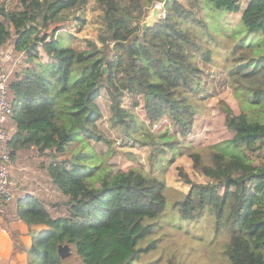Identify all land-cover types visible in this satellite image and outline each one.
I'll use <instances>...</instances> for the list:
<instances>
[{
	"label": "trees",
	"instance_id": "trees-1",
	"mask_svg": "<svg viewBox=\"0 0 264 264\" xmlns=\"http://www.w3.org/2000/svg\"><path fill=\"white\" fill-rule=\"evenodd\" d=\"M152 1L163 4L164 14L148 26L142 23L143 0H96L105 33L99 34V48L85 41V50L70 47V35L60 30L61 17L79 0H16L11 10L9 0L0 3V47L12 35L14 49L24 53L7 82L12 108L7 123L13 125L9 155L14 158L36 142L41 152L49 150L54 161L46 168L48 177L67 198L66 215L56 218L41 199L24 195L17 201L16 216L28 225H43L32 232L29 249L40 264H62L59 245L73 247L82 264H136L142 252L154 248V242L144 247L140 242L153 231L150 220L163 215V177L134 168L110 175L107 167L91 163L95 156L55 159L81 137L109 143L96 126L101 113L94 99L102 86L110 98L112 124L122 128L123 141L149 146V160L176 154L183 143L168 135L167 127L145 140L135 136L138 124L122 105L125 96L132 108L141 104L148 127L168 120L180 137L192 132L204 91L197 60L208 61L200 55L201 38L192 32L206 28L192 9L202 11V0ZM207 1L239 13L246 32L262 33L264 43V0H247L243 8L239 0ZM251 90L248 103H262L264 87ZM221 109L232 137L212 146L208 164L199 153H188L193 170L206 181L194 182L177 168L189 185L187 194L172 203L184 220H177V227L208 217L213 233L224 237L228 264H264V120L249 114L257 108L243 106L238 114L227 105ZM253 155L260 157L258 163Z\"/></svg>",
	"mask_w": 264,
	"mask_h": 264
},
{
	"label": "rangeland",
	"instance_id": "rangeland-1",
	"mask_svg": "<svg viewBox=\"0 0 264 264\" xmlns=\"http://www.w3.org/2000/svg\"><path fill=\"white\" fill-rule=\"evenodd\" d=\"M2 0H0L1 3ZM242 0L240 5L246 3ZM16 0H9L8 8L18 6ZM146 8L142 23H150L148 17L155 5L159 6L163 16L162 3L143 0ZM188 4V2L186 3ZM202 11L198 7L192 9L197 12L205 23V29H193L192 32L202 40V54L207 55L208 61L197 60L202 69V95L197 100V113L194 116L192 132L187 137H180L168 120L147 126L142 107L132 108V99L125 96L122 101L124 107L132 110L138 124L135 136L145 140L148 135L162 132L167 127V134L175 136L182 148L176 154L161 155L160 160H149L150 147L133 146L123 141V130L111 121L110 98L105 87H101L99 95L94 99L101 113L96 122L97 131L109 143L81 137L79 142L69 146L67 152L55 157L56 161H70L75 156H95L91 163H100L109 169L110 175L129 168L140 169L144 173L163 177L167 190L165 209L161 217L150 222L153 224L151 235L140 242L144 247L154 242V248L142 252L136 264H228L223 254V235H215L209 218L203 217L194 223H183L181 226L176 209L172 203L189 190V185L178 177L177 168L186 172L191 180L204 183L206 179L192 168V160L188 153L197 152L205 164L210 163L209 151L216 143L232 137V133L224 124V113L221 109L227 105L235 114L243 106L257 110L252 111L254 117L260 116L264 120V101L259 105L251 102V89L264 87V54L263 34L260 32L247 33L239 13H232L225 9H216L207 0H202ZM242 8V7H241ZM199 10V11H198ZM103 10L96 0H79L78 5L63 15L60 19L61 31L69 34V46L77 50L88 49L85 41L94 42L101 46L98 37L105 33L102 21ZM80 19V20H77ZM8 28H10L7 25ZM54 26H51V30ZM12 29L10 32L12 33ZM22 54V55H21ZM9 55V57H6ZM24 53L14 49L13 36L0 47V66L10 72L19 67L24 59ZM258 57V58H257ZM242 106V107H241ZM248 110V109H246ZM261 112L258 114L257 111ZM141 123L145 125L143 128ZM12 123L6 125L7 132L12 137ZM150 128V129H149ZM9 151V148H8ZM173 157V159H171ZM258 163L260 157L253 155ZM10 177L13 181L12 201L4 205L6 219L15 214L18 199L24 195L41 199L53 218L66 215L65 200L58 189L51 183L47 174V166L54 161L49 150L41 152L39 144L33 143L28 148L19 149L14 158H11ZM83 160V158H82ZM169 160V161H168ZM161 173V174H160ZM178 220V221H177ZM36 230L43 227L35 226ZM32 264H40L35 254L30 253ZM61 259V258H60ZM62 260V264H82L73 247L70 246V255Z\"/></svg>",
	"mask_w": 264,
	"mask_h": 264
},
{
	"label": "crops",
	"instance_id": "crops-1",
	"mask_svg": "<svg viewBox=\"0 0 264 264\" xmlns=\"http://www.w3.org/2000/svg\"><path fill=\"white\" fill-rule=\"evenodd\" d=\"M245 4L240 7L243 8ZM35 226L43 227L28 225L16 214L7 219L0 218V264H30L31 234L38 231Z\"/></svg>",
	"mask_w": 264,
	"mask_h": 264
},
{
	"label": "built area",
	"instance_id": "built-area-1",
	"mask_svg": "<svg viewBox=\"0 0 264 264\" xmlns=\"http://www.w3.org/2000/svg\"><path fill=\"white\" fill-rule=\"evenodd\" d=\"M242 0H239V4ZM6 57H9L7 55ZM10 72L0 66V218L6 217L4 205L12 201L13 181L10 177L11 160L7 143L11 139L5 127L12 113L7 82Z\"/></svg>",
	"mask_w": 264,
	"mask_h": 264
},
{
	"label": "water",
	"instance_id": "water-1",
	"mask_svg": "<svg viewBox=\"0 0 264 264\" xmlns=\"http://www.w3.org/2000/svg\"><path fill=\"white\" fill-rule=\"evenodd\" d=\"M160 13L161 12L159 11V6L155 5L151 11V15L148 17L150 23L144 24H147L148 26L153 25L155 22L158 21V19H160ZM104 71L107 72L106 69ZM57 254L61 259L68 257L70 255V247L68 245H59L57 247Z\"/></svg>",
	"mask_w": 264,
	"mask_h": 264
}]
</instances>
